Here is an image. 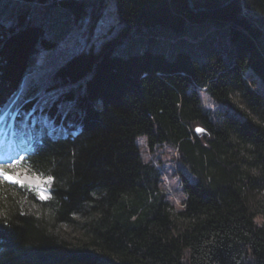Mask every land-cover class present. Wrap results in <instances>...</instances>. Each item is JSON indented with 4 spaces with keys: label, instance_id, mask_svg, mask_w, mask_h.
Here are the masks:
<instances>
[{
    "label": "trees",
    "instance_id": "obj_1",
    "mask_svg": "<svg viewBox=\"0 0 264 264\" xmlns=\"http://www.w3.org/2000/svg\"><path fill=\"white\" fill-rule=\"evenodd\" d=\"M109 1L119 30L65 63L29 16L61 6L66 36L85 27L90 38ZM15 6L16 21H0V117L17 101L76 124L35 135L26 158L52 177L50 198L0 176V264H264V0ZM159 29L176 38L156 47ZM141 136L175 148L196 178L180 173L181 210L143 160Z\"/></svg>",
    "mask_w": 264,
    "mask_h": 264
},
{
    "label": "rangeland",
    "instance_id": "obj_2",
    "mask_svg": "<svg viewBox=\"0 0 264 264\" xmlns=\"http://www.w3.org/2000/svg\"><path fill=\"white\" fill-rule=\"evenodd\" d=\"M17 9L18 6H15V0L7 2L0 0V21L7 24L14 23L18 15ZM67 11L61 6H56L55 8L41 6L34 8L29 14L35 21H42L47 28V32L55 37L57 40L55 54L59 55L62 63L73 57L78 50L90 49L91 47L98 48L106 38L115 34L121 27L116 4L114 1H109L107 9H105L94 34L90 38L86 34L85 27H80L74 35L67 34L66 36V31L62 27L65 25V21H68ZM54 13H57V15L52 21L51 15ZM67 23L69 24V21ZM158 32L161 42L156 47L168 44V41H172L171 38H176L171 35L170 31H168L169 33H162L164 31L159 29ZM131 44L130 48L134 50L139 48V46ZM234 100L241 102L237 96H235ZM203 101L205 107L212 113H215L220 107L207 93H203ZM16 105L17 101L13 102L11 108L14 110L8 114L11 120L2 119L0 121V169L12 177L11 180H6L10 182L19 181V184H26L32 187L37 191L41 200H46L51 196L53 179L52 177L49 179L50 176L34 172L27 165L26 157L31 150V141L36 134L41 135L43 132L54 136L67 135L70 126L76 124V122L67 125L65 122L67 118L65 117L59 121L55 117L50 118L47 112L41 110L37 112L35 109H31L27 113L24 108L19 109ZM137 143L143 160L155 165L160 170L161 180L159 185L161 190L166 193V200L174 210H181L187 195L182 186L180 173L185 174L191 180H196V178L180 160L179 152L167 144L157 145L152 148L146 136L139 137ZM0 176L4 178L3 175ZM41 195L46 198H41ZM257 222L264 223V216L257 218ZM68 231L75 236H79L82 232V230L72 227H68Z\"/></svg>",
    "mask_w": 264,
    "mask_h": 264
},
{
    "label": "snow or ice",
    "instance_id": "obj_3",
    "mask_svg": "<svg viewBox=\"0 0 264 264\" xmlns=\"http://www.w3.org/2000/svg\"><path fill=\"white\" fill-rule=\"evenodd\" d=\"M0 175H3L5 179H9V180L12 179V177H10L6 173H4V171L2 169H0ZM49 179H51V177H49ZM17 182H19V181H17ZM41 198H46V197H44L43 195H41Z\"/></svg>",
    "mask_w": 264,
    "mask_h": 264
},
{
    "label": "water",
    "instance_id": "obj_4",
    "mask_svg": "<svg viewBox=\"0 0 264 264\" xmlns=\"http://www.w3.org/2000/svg\"><path fill=\"white\" fill-rule=\"evenodd\" d=\"M190 3L192 4V0H190ZM197 132H198L199 134H202V133H204L205 131H204L202 128H198V129H197Z\"/></svg>",
    "mask_w": 264,
    "mask_h": 264
},
{
    "label": "bare ground",
    "instance_id": "obj_5",
    "mask_svg": "<svg viewBox=\"0 0 264 264\" xmlns=\"http://www.w3.org/2000/svg\"><path fill=\"white\" fill-rule=\"evenodd\" d=\"M9 153V152H8ZM8 156V155H7ZM10 159V158H9ZM13 159V158H12Z\"/></svg>",
    "mask_w": 264,
    "mask_h": 264
}]
</instances>
